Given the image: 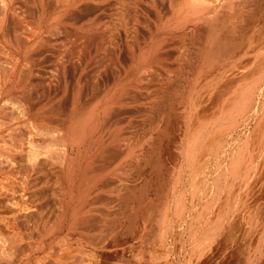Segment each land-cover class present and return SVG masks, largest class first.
I'll return each instance as SVG.
<instances>
[{"label":"bare ground","instance_id":"6f19581e","mask_svg":"<svg viewBox=\"0 0 264 264\" xmlns=\"http://www.w3.org/2000/svg\"><path fill=\"white\" fill-rule=\"evenodd\" d=\"M263 109L264 0H0V264L257 258Z\"/></svg>","mask_w":264,"mask_h":264},{"label":"rangeland","instance_id":"374dc122","mask_svg":"<svg viewBox=\"0 0 264 264\" xmlns=\"http://www.w3.org/2000/svg\"><path fill=\"white\" fill-rule=\"evenodd\" d=\"M7 106H9V113L11 114L12 117H14L11 122L14 123V121L16 122V120H14L16 118L15 116L17 115L16 111H15V109H14V107H13V105L11 103H8ZM13 109H14V111H13ZM262 111H261V114H262V116H264V109ZM11 122H10V124H11ZM13 123H12V125H13ZM25 127H27V126H25ZM27 129H28V127H27ZM2 130L4 131V133H7V131H8L6 126H3ZM263 134H264V127H263ZM42 140H43V137L38 136L36 143H40V142H42ZM11 145H12V141L11 140L1 141L0 142V151H1V153H3L2 151H4V150L6 151V149H9V147H11ZM15 154H16V152H15ZM17 155L19 156V154H17ZM4 157H5L4 155L0 154V169H3V170L0 171V175H1L0 178H3V177L5 178V177L9 176L10 179L13 182H17L20 179V176H21V173L19 172V169H18L19 168V164H17V166L15 164L13 168L11 167L12 168V170H11L10 165L7 166L8 164H6L7 163L6 162V158H4ZM23 165H25V163H23ZM7 168L10 171H8ZM212 187L213 186H211V188ZM213 188H212V190H213ZM216 195L219 198V196H221V193L219 195L218 194H216ZM216 195H214V197L217 199ZM253 197H254V193H252L251 190L249 192L244 191V201H246L245 202V204H246L245 207L246 208L248 207L249 201H252ZM215 198H214V200H216ZM216 201H215V203H216ZM201 202H202V200L199 203H201ZM202 204L205 205L206 202L204 201V203L202 202ZM256 204H257V208H256V210H257L256 216L257 217L254 216L252 219H250L251 217L250 218H248V217L251 216V215H249V213H246L247 214L246 218H245L246 222L244 223V226H245V231H246L245 234L248 235V231L253 232L251 230L254 227L253 225H250L249 222L252 220V223H254V225L257 224V226H256L257 231L253 234L254 235L253 238H255V237L257 238L258 237V239H259V247H258V251L259 252H258L257 258H255V257H253L251 255L252 253L249 251V248H246L245 249L246 252H245V258H244V264H264V171L262 172V174L259 177L258 187L256 189ZM215 208H217V205L211 206V208H209V210L212 209V210H210V215H214L213 214V210ZM199 209L200 208H198V210ZM208 212L209 211L206 212L208 214V215H206V217L209 220L211 216L209 215ZM1 226L4 227V228L6 227L4 223L0 222V227ZM188 235L186 233V234L182 235L183 238L180 237L181 238L180 239V244H182L184 242L183 240H185V244H187L189 246V243H187ZM247 237L248 236L245 235V239L246 240H247ZM182 246H184V245L182 244ZM188 255L189 254H187L186 257H184V259L183 258L182 259L185 260L187 258V262H189L188 259H190L193 255L190 256V257H188ZM192 258H194V257H192ZM182 259H181V261H182ZM142 263L143 264H158V263H160V260H159L158 255H153L152 254V256L146 255ZM183 263H185V261L184 262L183 261L180 262V264H183ZM186 264H189V263H186Z\"/></svg>","mask_w":264,"mask_h":264}]
</instances>
